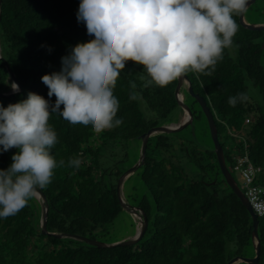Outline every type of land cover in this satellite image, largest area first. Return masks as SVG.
<instances>
[{"label": "trees", "instance_id": "16d2710c", "mask_svg": "<svg viewBox=\"0 0 264 264\" xmlns=\"http://www.w3.org/2000/svg\"><path fill=\"white\" fill-rule=\"evenodd\" d=\"M79 3L1 0L0 92H10L13 84L3 59L20 90L0 97V106L18 103L28 93L54 104L55 96H47L41 77L60 72L61 58L76 44L94 38L87 34L85 24L77 21ZM244 18L264 22V0H255ZM234 19L238 31L212 75L197 78L188 73L187 77L193 92L203 97L212 113L218 140L223 136L234 143L233 155L221 144L228 170L233 169L237 156L246 154L261 168L255 182L264 185V30L244 28L238 16ZM142 77L146 78L143 66L131 61L121 71L113 94L119 101L117 118L123 122L116 128L96 134L91 126L73 125L59 114H51L49 125L58 142L50 152L58 167L51 183L39 190L47 203L46 230L68 235L55 237L41 232L40 200L34 197L16 215L0 218V264H226L235 256L254 255L251 217L226 184L214 150L201 145L191 132L181 137L180 132L189 125L148 138L144 162L136 171L146 193L137 207L147 218V228L136 243L98 247L69 236L117 241L102 239V232L123 209L116 183L131 165H125L128 144L134 140L141 147L139 136L149 128L170 124L175 109L180 110L179 120L183 114L175 98L177 80L164 88H145ZM130 82L137 87L131 89ZM132 91L140 98L130 100ZM239 93H246L247 101L230 106L229 97ZM183 101L191 109L192 123L203 118L209 134L197 102L192 97ZM16 152L0 151V170L10 166ZM76 157L83 161L80 168L68 167L69 159ZM61 160L64 166H59ZM133 218L136 231L137 220ZM257 233V264H264V216L258 217Z\"/></svg>", "mask_w": 264, "mask_h": 264}, {"label": "clouds", "instance_id": "9594fccd", "mask_svg": "<svg viewBox=\"0 0 264 264\" xmlns=\"http://www.w3.org/2000/svg\"><path fill=\"white\" fill-rule=\"evenodd\" d=\"M247 5L248 0H80L77 21L94 38L62 57L60 72L41 77L54 104L28 93L18 103L0 106V151L17 149L10 166L0 170V218L16 215L51 183L58 167L50 152L58 142L49 125L52 113L91 126L96 134L120 126L113 93L128 61L143 66L145 88L167 87L188 73L211 76L238 31L234 17ZM11 88L18 91L15 83ZM139 98L130 92V100ZM247 99L239 93L228 103L235 107ZM82 163L71 158L68 167L79 169Z\"/></svg>", "mask_w": 264, "mask_h": 264}, {"label": "water", "instance_id": "95a60500", "mask_svg": "<svg viewBox=\"0 0 264 264\" xmlns=\"http://www.w3.org/2000/svg\"><path fill=\"white\" fill-rule=\"evenodd\" d=\"M254 2H255V0H248L247 8ZM0 6H1V0H0ZM238 21H239L240 25L244 28H247L250 30H264V22H261V23L247 22L244 18V13L242 15L238 16ZM262 47H264V42L262 44ZM3 62L5 64V66L7 67V70H8V73L10 75V78L12 80V83H15L16 85H18V91H19L20 90V84L18 83L17 79L13 75L12 71L10 70L9 66L4 61V59H3ZM263 69H264V65H263ZM184 82L187 85V87L185 88L186 92L197 102V104L201 108V110H202V112H203V114L207 120L209 134L211 137V141L213 144V150H214V153H215L218 165H219L220 172H221L226 184L228 185V187L233 191V193L236 195V197L238 198L240 203L245 207V209L249 213V215L251 217V221H252L251 222V224H252L251 238H252V245H253V249H254V255L252 257L235 256L232 259H230L226 264H235L238 262H245L248 264H257V261L259 259V255H260V242H259V237H258V233H257L258 216L253 211V209L251 208V206L248 203V200L245 197L243 191L241 190V188L237 184V182L234 179V177L232 176L231 172L226 167L225 159H224V155H223V148H222V146L218 140L217 128H216L212 113L210 112L209 107L206 105L203 97L193 92L187 76L178 79L177 83H176V88H175V98H176L178 106L183 110V113H184L183 119L175 125H171V123H170V124L151 127L145 133H143L141 136H139V138L141 139V147H140L139 157H138L136 163L132 167L128 168L126 171H124L119 176L117 183H116V195L118 197V200H119L121 207L125 210H128L132 215L136 216L138 222L140 223V227L139 228L136 227V231L132 237L121 240V241L113 242V243H106V242H102V241L95 240L92 238H87V237H84L81 235L69 234V236H72L76 239L82 240L88 244L95 245L98 247H111L114 245H131V244L136 243L143 236V234L147 228V218L144 215V213H142V211L139 207L131 206L125 202V200L121 196L120 188H121V185H122L124 179L126 177H128L130 174H132L133 172H135L138 169V167L143 164L144 158H145L147 141L151 135L156 134V133L178 132V131L182 130L183 128H185L186 126H188L192 123L193 117H192L191 109L189 106H187L184 103L182 95L180 94V90H181V87L183 86ZM18 91L11 90L8 93L0 92V97H4V96L9 97ZM35 197L40 200V206H41L40 227H41V232L43 234H50V235H53L55 237H62V236L68 235V234H63V233H49L46 230V217H47L46 198L40 190L37 191V194L35 195Z\"/></svg>", "mask_w": 264, "mask_h": 264}, {"label": "rangeland", "instance_id": "374dc122", "mask_svg": "<svg viewBox=\"0 0 264 264\" xmlns=\"http://www.w3.org/2000/svg\"><path fill=\"white\" fill-rule=\"evenodd\" d=\"M185 99L190 101L191 97H188L185 94ZM145 112L147 113V115H149V112H147L146 110ZM179 116H180V110L175 109L174 112L169 117L170 120L169 123L171 124L173 123L172 125L177 124L183 119L184 113L182 114L180 120H179ZM189 132H191V135H195L196 139L200 142L201 145L213 149V146H211V142H212L211 137L206 130L205 121L203 118H200V120H194V122L189 125L188 129L185 128L180 132V135L182 138H186ZM219 142L224 146L226 150H229L231 155L235 154L233 150L234 143L230 139H226L223 136H221L219 138ZM236 142L239 143L238 138H236ZM127 153H128V160L125 163V165L127 166L128 164H131L129 166L130 168L136 163L140 153V147L139 148L137 147V143L134 140L130 141V143L128 144ZM135 172L130 174L128 176L129 178L126 177L124 179L120 188L122 198L125 200L127 204L131 206H137L140 198L144 194H146L145 188L142 186L140 177L137 175V172L136 173ZM230 172L234 177V179L236 180L237 184L241 187L242 180L239 176V173L237 171H234L233 169L230 170ZM133 217L134 215H132L128 210L122 209V211L118 214V216L115 218L113 223L110 224L108 227H106L105 231L102 232V234L104 235L102 239L121 241L132 237L133 232H135V224Z\"/></svg>", "mask_w": 264, "mask_h": 264}, {"label": "built area", "instance_id": "2783aa9c", "mask_svg": "<svg viewBox=\"0 0 264 264\" xmlns=\"http://www.w3.org/2000/svg\"><path fill=\"white\" fill-rule=\"evenodd\" d=\"M245 121L248 122V119ZM233 170L239 173L242 180L241 190L253 211L258 217L264 216V185L255 182L256 175L261 171L260 166L254 165L247 155L243 154L236 157ZM136 227H140L138 220Z\"/></svg>", "mask_w": 264, "mask_h": 264}, {"label": "flooded vegetation", "instance_id": "af4514ba", "mask_svg": "<svg viewBox=\"0 0 264 264\" xmlns=\"http://www.w3.org/2000/svg\"><path fill=\"white\" fill-rule=\"evenodd\" d=\"M187 76V75H186ZM187 87V85H186V83L184 82L183 83V86L181 87V90H180V94L182 95V98H183V100L185 99V94L187 93L186 92V90H185V88ZM194 93H196V92H194ZM196 94H198V93H196ZM199 95V94H198ZM195 106V105H194Z\"/></svg>", "mask_w": 264, "mask_h": 264}, {"label": "bare ground", "instance_id": "6f19581e", "mask_svg": "<svg viewBox=\"0 0 264 264\" xmlns=\"http://www.w3.org/2000/svg\"><path fill=\"white\" fill-rule=\"evenodd\" d=\"M172 125V124H171Z\"/></svg>", "mask_w": 264, "mask_h": 264}]
</instances>
